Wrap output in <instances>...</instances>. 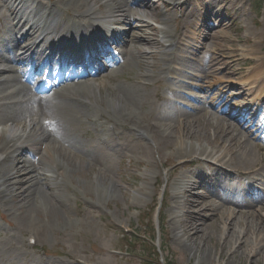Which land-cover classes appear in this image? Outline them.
Segmentation results:
<instances>
[{
  "label": "rangeland",
  "instance_id": "1",
  "mask_svg": "<svg viewBox=\"0 0 264 264\" xmlns=\"http://www.w3.org/2000/svg\"><path fill=\"white\" fill-rule=\"evenodd\" d=\"M90 1L85 0L88 4ZM94 1L95 9L104 7L102 0ZM130 1L133 4L136 2V0ZM167 1L169 0H155L157 4L154 15L159 17V22L162 21L164 13L169 11L165 6ZM205 1L208 4L205 3L202 10L210 22L205 25L204 35L218 33L213 40L208 38L207 48L201 54L199 53L202 48L201 41L195 43L194 37L186 39V44L191 48L186 49L184 56L189 61L199 57L205 64L210 61L212 52L218 51L222 66L215 80L209 77L202 82L201 77L198 76L194 79L181 78L183 83H178L163 77L144 90V98L138 104L126 108L123 104V95L108 88L117 89L119 84L128 86L130 77H140L146 72L152 73L149 66L144 70L134 58L130 57V51L136 50L133 45L126 52L130 67L128 65L126 68H119V73L103 78L92 87L73 88L79 102L74 103L76 113L67 121H61L56 115L44 117L47 122L54 124L59 136L52 141L51 147L47 146L46 151L43 150L42 156H38L35 153L37 149L32 146L37 140L30 136L32 122L27 114H23L17 121H8L0 117V141H11L10 129L24 134L18 140L28 141L27 149L34 152L29 153L23 149L13 156L26 154L25 159L23 158L26 161L25 165L31 172L37 171L45 178L43 182L34 180L24 187L25 190L21 189L22 181H10V177L2 178V184L5 180L10 181V184L17 182L11 187L12 195L20 194L21 197L19 200L14 198L12 200L9 197L0 199V239L10 238L6 243L7 250L0 251V264H141L139 258L126 253L125 242L121 240L122 231L142 232L144 228L141 226V219L144 212L160 201L166 205L161 224L163 232L159 235L160 247L165 244L167 248V252L163 255L164 260L172 264H264V252L256 257L253 250L254 238L245 235L248 224L255 225L259 220L246 215L240 216L238 211L233 218H229L227 215L231 210L234 211V207H221L214 197L203 207L195 209L197 214L202 211L206 216H197L198 219L205 218L207 221L204 232H201L202 244L200 246L199 243L195 244V247L189 250L186 240H180L181 237L177 236L178 232L184 234L187 228L182 220L188 215L189 204L188 201L175 202L173 184L181 181L184 175L199 171L200 166L190 163L201 157L195 153L190 157L182 158L177 152L186 144H192L201 149H211L215 146L216 151H221L218 155L225 154L224 150L228 149L229 144L222 143L224 134L227 130L236 129L226 124L228 118L234 122L239 121L242 129L253 134V136L240 134V138L245 141L250 137L248 149L254 151L255 156L260 155L256 144L260 142L264 145V96L257 98L258 85L253 84V78L264 73V71L253 72L258 65L257 55L264 60V0H243V3L233 7L219 6L220 1H218L214 6L215 9L219 6L215 18L209 14L211 0ZM5 2L6 0H0V41L4 36H11L12 27L17 25V21L9 13L13 9V4L8 2L5 5ZM258 3H262L261 11L257 9ZM45 5L54 8L55 0H45ZM36 6V0L32 2L26 0L24 9L17 12H20L26 21L45 26L42 22L44 12L33 13ZM57 12L61 21L68 19V13L76 20L80 18V15L73 11L62 14L60 11ZM105 16L106 14L101 16V22L110 26V20L103 18ZM174 17L177 22L171 23L173 30L181 27L184 12L177 11ZM69 20L74 26L76 25L73 19ZM149 21L158 30L157 38L163 44L161 23ZM135 24L141 26L139 21ZM111 27L120 39L118 45L114 43V39H106L103 33H97L95 37L101 38L103 46L110 48L111 53H123L124 43L130 40V27L126 25H122L121 28ZM14 33L17 38H21L24 31ZM79 33L80 37L84 36L83 32ZM235 38L241 41L235 42ZM55 45L56 41L52 40L49 44L42 45L40 51L49 54ZM62 46L60 52L66 57L69 53L63 50L67 44L63 43ZM68 49L73 47L70 46ZM253 49L257 55L254 54ZM162 52L164 50L159 51L156 58L158 63L162 60ZM18 54L21 55V51H18ZM6 56V51L0 47L2 60L0 70L6 68ZM38 58L40 60L35 64V70L41 72L42 59L40 55ZM93 58L98 59L100 55L93 52L89 59ZM22 61L24 66L19 67L21 71H28L33 67L30 58L24 56ZM100 65L107 64L93 65V68L98 69ZM14 66L17 67L14 64L9 67L14 69ZM50 68L46 66L42 73L35 74V82H33L35 87L43 90L45 94L52 84L57 85L61 78L56 75L53 82L46 85ZM65 68V65H59L60 71ZM7 76L8 74L1 75L0 81ZM210 80L216 82L210 84ZM100 86L107 88L100 90ZM167 88L182 94V98L169 93ZM11 90L13 88L8 86L0 88V115L4 114L3 110L11 101L6 98ZM212 94L213 96L210 97ZM158 96L179 101L181 105L191 106L197 112L205 109L203 115L193 116V119L199 122L197 126L191 128L194 131L197 127L200 131L197 138L184 141L185 130L180 128L176 131L177 138L171 146L162 149L161 152L158 151L157 140L150 136L144 126L150 118L158 121L156 118V109L160 104ZM190 97L197 98L198 102H194ZM191 112V115L197 113L193 110ZM116 138H120L125 144L123 150L114 146ZM259 138L262 140H257ZM144 151L146 156L141 153ZM5 157V154L0 153V159ZM13 165L11 161L8 166L13 167ZM202 166L209 171L210 168L206 163H202ZM193 182L200 183L202 180L195 178ZM226 182L229 184L230 180ZM203 185V188H199L201 195L210 197L215 194L226 195L220 187L227 185L222 179L212 177L203 182ZM27 188L30 189L28 192ZM185 197V200H188V197ZM263 198V195H257L249 200L262 201ZM260 208L254 213L260 212L264 215V205ZM223 217L227 218L225 222ZM224 225L233 227L235 233L232 234L230 231L226 233ZM38 233L43 239L40 237L37 239L38 246L35 249L29 247L31 246L29 236L36 237ZM225 241L228 243L229 248H227L232 250L243 244L245 256L240 258L241 253H238L234 258H229L227 254H223L222 257V245ZM201 254L202 257L199 258ZM208 255L210 261L200 262Z\"/></svg>",
  "mask_w": 264,
  "mask_h": 264
},
{
  "label": "bare ground",
  "instance_id": "2",
  "mask_svg": "<svg viewBox=\"0 0 264 264\" xmlns=\"http://www.w3.org/2000/svg\"><path fill=\"white\" fill-rule=\"evenodd\" d=\"M25 1L26 0H6L4 3L5 5L8 2L13 4V9H11L9 13L11 17L15 18L17 25L12 27L11 36H4L0 41V47L7 53L5 57V64L7 65L6 68L0 70V76L8 74L3 81H0V88L3 86L13 88L6 96V98L11 101L6 105L8 107L3 110L4 114L0 115V117L8 121H17L23 114H27V117L29 116L31 118L32 133L30 136L37 140L32 146L37 149L35 153L38 156H42L44 154L43 150L46 151L47 146L51 147L52 141L56 140L59 136V131L56 130L54 124L47 122L44 117L47 115H56L61 121H67L72 114L74 115V113H76L74 103L79 102L78 95L73 92V88L77 86L92 87L97 85L98 81H102L103 78L109 77L113 73H119V68H126L128 65L130 67L126 52L133 45L136 47V50L130 51V57L134 58L138 65L144 70H147L149 66L152 73L146 72L140 77H130V85L128 86L119 84L117 89L108 88L113 92L119 91L123 95V104L126 108H131L138 104L141 99L144 98V90H147L154 82H159L163 77H167V79L174 82L183 83V81L180 80L181 78L194 79V77L200 76L203 82L204 79L209 77L215 80V76H218L217 73L221 71L222 60L220 59L218 51H213L210 61L205 64L199 57L189 61L187 57L184 56L186 49L191 48V46L186 44V39L194 37L195 43H198L200 40L202 48L199 50V53L201 54L207 48L208 38L213 40L218 33L212 32L209 35H204L205 25L210 22L209 18H207V15L202 10L206 3L205 0H169L165 2L166 9L169 11L164 13L161 22H159V17L154 15L157 4L155 0H136L135 4L130 0H102L104 2V7L100 6L98 9H95L96 3L94 0H91L89 4L86 3L85 0H75L72 2L55 0L54 8L47 7L45 5V0H36L37 6L33 13L44 12L42 22L45 26H41L36 22H28L20 12H17V10L21 11L24 9ZM30 1L32 2L35 0ZM218 1H220L219 6L231 5L233 7L238 3H243V0L209 1V9L211 10L209 14L214 18L219 11V6H216L217 10L214 7ZM57 11H60L61 14L63 12L73 11L79 14L80 18L76 20V18H73L68 13V19L61 21L58 19L59 15ZM177 11L184 12V19L181 27L173 30L171 23L177 22V19L174 17V13ZM103 14H106L103 18L110 20V26L101 22V16ZM69 19H73L76 25L74 26L70 23ZM149 20L157 24L161 23L162 27L160 32L163 35V44L157 38L158 30L153 27L154 25H152ZM137 21L141 22V26H136L135 23ZM116 25H126L130 27V40L124 43L123 53L110 54L111 51L102 46L103 42L101 40L89 39L97 33H103L106 39H114V43L119 44L120 39H118V34L111 27ZM17 31H24L21 38H17L14 33ZM79 32L85 34V40H80ZM52 37L57 39L58 46H54L50 54L46 57L44 52H40V47L44 44H49ZM234 40L235 42L241 41L238 38ZM66 41H68V43H73L76 47L91 45L100 47L102 56L99 60H91L88 58V53L85 52L81 60L78 59L75 52H73L66 64L67 70L63 73L61 82L58 85L52 86L47 94L37 92L36 88L33 86L32 78L29 80L25 79L23 71L19 70V68L14 66V69H11L9 67L12 64L17 66L21 65V62L23 63L21 60L22 54L36 62L37 56L41 53L42 58L46 57L43 60V68L47 64L51 66L48 76V81H51L58 71V63L62 62V57H59V53H61V43ZM194 46L193 44V47ZM162 50H164V52L161 53L162 60L158 63L156 62V58L159 55V51ZM18 51H21V55L18 54ZM236 51H238V49H236ZM253 52L257 55L255 49H253ZM100 60L107 64L106 67L101 65L97 70H92L93 65L101 63ZM256 60L258 61V65L254 68L253 72L264 71L263 58L257 55ZM1 61L0 59V62ZM31 72L32 74L30 76L34 77L35 74L33 71ZM263 74L262 72V74L253 78V84L258 85L257 98L264 96ZM215 82L216 81H211L210 84ZM99 88L100 90H105L107 87L100 86ZM196 89L199 90V88ZM167 91L177 98H182V94H179L172 88H167ZM212 96L213 94L210 97ZM190 99L196 103L198 102L197 98L190 97ZM158 101L160 102L156 109V118H158V121L150 118L146 121L144 126L148 130L150 136L157 140L159 152L171 146V143L177 138L176 131H179L180 128H184L185 130L183 133L184 141L185 139L193 140L199 136L200 131L197 127L194 131L191 130L193 126H197L199 123L197 120L193 119V116L199 117L203 115L205 109L201 112H197V110L195 108L193 109L191 106L181 105L179 101L170 100L162 96H158ZM10 108L12 110H9ZM122 110L124 111L125 108ZM191 110L197 113L191 115ZM225 122L231 127L236 128L227 130L224 134L222 143L229 144L228 149L224 150L225 154L218 155L221 151H216L215 146L211 149H201L192 144H186L185 147H182V149L177 152V155L182 158L190 157L195 155V153L201 155L196 161L190 163V165L196 164V166H200V170L191 172L189 175H184L181 181L173 184L175 202L188 201L189 211L191 210L187 212L188 215L182 220L184 226L187 227L184 230V234L178 232L177 236L181 237L180 240H186V245L189 250L193 249L195 244L199 243V246L202 244L201 239H203V235H201V232H204V226L207 225V221L205 218L198 219V215L201 217L206 216L202 214V211L197 214L195 209L203 207L214 197L215 200H218L221 207H234L235 212L231 210L227 215L229 218H233L238 211L240 216L246 215L248 217H255L259 220L255 225L248 224L245 232V235L253 236V246L255 247V249L253 247V250L254 253H256V257H258L264 252V215L260 212L257 214L254 212L257 209L256 207L263 205V201H249L248 198L259 192L264 193V147L261 143H257L256 146L259 148L257 149L260 155L255 156L253 154L254 151L248 149L250 137L249 140L246 138L245 141H243V138H240V134L250 135V131L242 129L239 121L234 122L228 118ZM10 131L12 132L11 141H0V153L6 155L4 159H0V199L4 200L9 197L12 200L13 198L19 200L21 197L20 194L13 196L11 191V187H13V185L15 186L17 182L10 184V181H22L21 189L25 190L24 187L31 184L34 180L43 182L45 178L37 171L31 172L25 165L26 161L23 160V158L25 159L26 154L17 157L13 156L23 149H26L25 151L29 153L34 151L27 149L28 141L18 140V138L23 137L24 134L17 132L15 129H10ZM40 145H42L41 148ZM114 146L123 150L125 144L121 142L120 138H116L114 140ZM141 153L146 156V151ZM11 161L14 163L13 167L8 166ZM203 161H209V163H206L210 168L209 171L202 166ZM225 167L229 168V170L225 171ZM222 176L224 179L230 180L229 184ZM5 177H10L11 179L9 182L5 180L2 184V178ZM212 177L222 179L223 182L227 184L225 186H220L221 189L226 192V195L215 194L210 197L199 193V188L201 189L204 187L203 182ZM195 178L202 180V182L194 183L193 179ZM192 182L194 184H192ZM217 186L219 185L217 184ZM29 190L28 188L26 189L27 192ZM185 196L188 197V200H185ZM177 218H179V216ZM226 219V217H223L224 222ZM224 230L226 233L229 231L232 234L235 233L233 227L224 225ZM38 234V238L40 237L43 239L41 237L42 235H40V233ZM8 240H10L8 237L0 239V251L6 249ZM226 243L225 241L222 245V257L223 254H227L226 256L229 258H234L238 253H241V255H239L240 258L245 256V246L243 244H240L239 247L233 248L234 250H232V248L228 249V243L227 245ZM201 257L202 254L199 258ZM210 260V255H208L202 258L200 262L204 263V261L208 262Z\"/></svg>",
  "mask_w": 264,
  "mask_h": 264
},
{
  "label": "trees",
  "instance_id": "3",
  "mask_svg": "<svg viewBox=\"0 0 264 264\" xmlns=\"http://www.w3.org/2000/svg\"><path fill=\"white\" fill-rule=\"evenodd\" d=\"M153 233H154V228H153ZM152 233V234H153ZM126 238H129L128 236H126ZM150 238V239H149ZM130 239V238H129ZM136 239V242H140V243H142L144 246H146V247H148L149 248V251H151L153 254H154V261H156V257H157V251H156V248L153 246V243H152V241H153V239H154V236H152V237H149V236H147V237H145V238H143V237H135V236H133V239L132 240H130V247L132 246L133 247V240H135ZM144 264H153V263H151V262H145Z\"/></svg>",
  "mask_w": 264,
  "mask_h": 264
}]
</instances>
